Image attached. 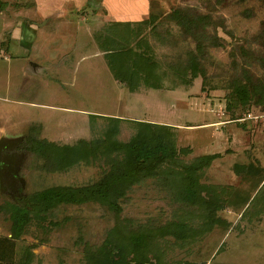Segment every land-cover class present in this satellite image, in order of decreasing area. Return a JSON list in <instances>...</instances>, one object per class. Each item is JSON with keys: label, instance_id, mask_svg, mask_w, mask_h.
<instances>
[{"label": "rangeland", "instance_id": "obj_1", "mask_svg": "<svg viewBox=\"0 0 264 264\" xmlns=\"http://www.w3.org/2000/svg\"><path fill=\"white\" fill-rule=\"evenodd\" d=\"M3 1L0 237L17 236L0 264H264V0ZM181 10L210 16L201 44L171 17ZM128 48L155 62L157 87L135 73L130 87L106 51L132 58ZM194 58L205 77L186 68ZM237 81L243 103L231 94ZM31 125L58 147L166 139L176 164L133 186L118 216L90 201L17 221L10 203L93 182L119 153L101 145L45 167L21 146ZM207 154L218 157L200 171L196 201L181 200V165ZM134 235H144L140 247Z\"/></svg>", "mask_w": 264, "mask_h": 264}, {"label": "trees", "instance_id": "obj_2", "mask_svg": "<svg viewBox=\"0 0 264 264\" xmlns=\"http://www.w3.org/2000/svg\"><path fill=\"white\" fill-rule=\"evenodd\" d=\"M5 7V2L0 0V11ZM185 33L192 34L201 44L204 36L202 31L206 24L210 22V16L206 14L193 15L189 11L181 10L171 14ZM146 20H143L145 23ZM127 25L128 22H115V25ZM202 36V38H199ZM106 50V49H105ZM110 54V60L120 62L125 71L124 77L127 78L131 87L134 75L138 79L143 78V82L149 87H157L160 78H154L155 62L147 55L146 50L140 52L128 48L127 54L133 55L132 58H120L119 50L107 49ZM113 57V58H112ZM186 68L205 77V72L196 58L189 60ZM120 68V70H122ZM131 72V74H130ZM132 73H135L134 75ZM119 76V72H115ZM133 78V79H132ZM232 95H236L243 103L249 100L246 84L237 81L232 87ZM90 117H95L90 114ZM119 119L115 118L114 121ZM146 128L154 124L145 123ZM162 129L163 127H157ZM40 126L31 125L27 135L24 136L21 146L24 150L35 154L44 159L46 165L52 169H60L67 158V166L79 162L86 156L87 150L95 152L104 145L112 151L119 152L117 157L111 160L108 168L102 172L100 177L90 183L82 186H58L46 188L39 191L23 195L21 203H10V215L15 216L16 220H23L27 217H44L47 212L58 204H83L87 202H96L107 208L118 216L122 212L121 202L128 196L133 186L141 183L145 178L159 175L165 167H173L176 164V151L171 144L166 141H153L148 136L138 137L126 143H117L108 140V137L101 140L79 139L72 145L57 146L56 143L39 136ZM152 131V129H150ZM110 132L107 131L108 136ZM96 153V152H95ZM218 157V154H207L196 156L191 162L182 164L185 170L180 173L181 187L177 190L179 198L188 203H194L197 198L198 175L200 171L210 166L211 162ZM18 227V224H15ZM169 231V230H168ZM165 232V231H164ZM163 232V233H164ZM12 238L0 237V261H10L14 255V238L17 232H13ZM131 244L134 247H140L144 243V235L130 236Z\"/></svg>", "mask_w": 264, "mask_h": 264}, {"label": "built area", "instance_id": "obj_3", "mask_svg": "<svg viewBox=\"0 0 264 264\" xmlns=\"http://www.w3.org/2000/svg\"><path fill=\"white\" fill-rule=\"evenodd\" d=\"M248 117H249V118L252 117L251 114H248ZM248 117H246V118H248ZM243 120H244V118H243Z\"/></svg>", "mask_w": 264, "mask_h": 264}, {"label": "crops", "instance_id": "obj_4", "mask_svg": "<svg viewBox=\"0 0 264 264\" xmlns=\"http://www.w3.org/2000/svg\"><path fill=\"white\" fill-rule=\"evenodd\" d=\"M245 119H247V118H245ZM245 119H244V120H245Z\"/></svg>", "mask_w": 264, "mask_h": 264}]
</instances>
